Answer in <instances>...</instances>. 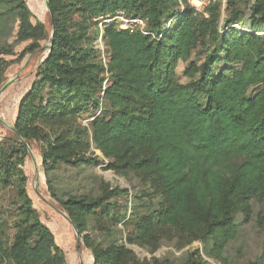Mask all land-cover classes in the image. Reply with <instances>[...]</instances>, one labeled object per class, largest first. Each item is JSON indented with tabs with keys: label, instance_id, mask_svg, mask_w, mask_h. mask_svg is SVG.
Instances as JSON below:
<instances>
[{
	"label": "trees",
	"instance_id": "trees-1",
	"mask_svg": "<svg viewBox=\"0 0 264 264\" xmlns=\"http://www.w3.org/2000/svg\"><path fill=\"white\" fill-rule=\"evenodd\" d=\"M179 1L48 0L53 45L19 103L14 127L25 141L42 143L46 175L50 160L88 163L93 145L113 159L112 165L146 177L162 193L164 205L141 218V237L169 226L194 239L212 240L221 251L237 233L236 210L264 194V38L232 27L243 12L238 4L247 0H226L229 32L224 33L219 30L220 2H210L199 14L188 5L180 13ZM0 5L12 6L18 15L19 40L45 39V26L32 22L25 0H0ZM118 12L148 17L151 29L162 37L153 40L104 23L107 49L102 63L87 32L97 19ZM250 18L252 30L264 27V0H254ZM208 43L212 48L204 61L187 70L197 78L179 82L178 63ZM8 53L0 46V54ZM221 60L240 68L232 75L217 73ZM255 87L259 89L249 94ZM101 97L109 108L81 126V110L98 106ZM18 145L0 147L8 166L0 170V182H14L22 203L8 255L13 264H65L64 251L26 191L27 148L23 142ZM48 188L80 233L105 197L125 190L117 187L89 199L58 198L50 182ZM2 224L0 211V230ZM84 240L94 264H160L141 260L125 245L102 247L89 235Z\"/></svg>",
	"mask_w": 264,
	"mask_h": 264
},
{
	"label": "rangeland",
	"instance_id": "rangeland-1",
	"mask_svg": "<svg viewBox=\"0 0 264 264\" xmlns=\"http://www.w3.org/2000/svg\"><path fill=\"white\" fill-rule=\"evenodd\" d=\"M214 1L221 3L219 30L221 33L229 32V28L225 26V19L229 14L226 0H183L185 7H192L199 14L206 12V6ZM25 2L32 13V22H41L46 33L45 39L40 41L33 38L19 40L18 15L12 6L0 5V46L10 51L8 54H0V88L16 76V79L0 92V147L4 150L16 149L18 142H22L11 127H14L21 99L36 80L39 65L49 52L41 48L50 42L53 28L47 0ZM253 2L254 0H247L238 4L243 12L232 27L240 32L254 31L264 38L262 25L252 30L250 17ZM177 8L179 9V6ZM77 23H80L79 18ZM87 37L92 40L91 44L98 52L99 61L104 63L107 48L104 41V25L101 27L100 19H97V24L89 27ZM33 44L38 46L27 51L26 48ZM208 44V48L199 45L187 60L178 63L176 74L179 82L188 83L197 78V73L190 77L187 70L192 65L198 66L204 61L209 48H212V44ZM239 68L240 64L230 67L223 60L215 66L217 73L224 72L227 75H232V71ZM258 89L259 87L250 89L249 94H254ZM202 102L205 103L204 98ZM107 108L109 104L101 97L98 106L90 105L81 110L78 115L79 124L87 127L90 120L101 116ZM27 144V155L24 159L26 191L40 219L52 230L57 244L64 251L65 264H94L93 251L84 240L86 235L102 247L112 244L125 245L134 250L141 260H157L160 264H264V194L248 199L244 206L236 210L234 219L238 227L237 233L221 251L216 249L212 240L194 239L193 234L169 226H158L148 237L143 238L137 232V224L143 216L160 210L164 205L162 193L154 188L146 177L136 171L112 165L113 159L105 157L93 145L88 152L91 158L88 163L73 165L60 160H50L46 175L42 143L32 139ZM7 167L0 149V170L4 171ZM36 169H39L40 174L38 186L41 196L34 190ZM48 182L58 198L84 195L94 199L104 197V193L113 188L125 190L105 197L103 205L88 216L85 231L80 233L61 212L66 213L64 207L52 196ZM16 192L14 182H0V211L3 221L0 230L3 243L0 264H13L8 250L14 242L22 205ZM128 238H132L134 243H129Z\"/></svg>",
	"mask_w": 264,
	"mask_h": 264
},
{
	"label": "built area",
	"instance_id": "built-area-1",
	"mask_svg": "<svg viewBox=\"0 0 264 264\" xmlns=\"http://www.w3.org/2000/svg\"><path fill=\"white\" fill-rule=\"evenodd\" d=\"M202 3V2H201ZM184 2L183 0L179 1V12L182 13L184 11ZM102 21L100 22L101 27L104 23L113 24L116 29L124 30L134 33H139L144 36H149L153 40L160 39L162 34H158L154 30L151 29L149 24V18L144 16L137 15H129L124 12H118L114 15H107L105 17H101ZM173 21H169L167 26L169 27ZM103 31V28H101Z\"/></svg>",
	"mask_w": 264,
	"mask_h": 264
},
{
	"label": "water",
	"instance_id": "water-1",
	"mask_svg": "<svg viewBox=\"0 0 264 264\" xmlns=\"http://www.w3.org/2000/svg\"><path fill=\"white\" fill-rule=\"evenodd\" d=\"M47 7H48V9L50 10L48 0H47ZM53 35H54V29L52 28L51 40H50V42H49L47 45L43 46V47L41 48V50L49 51V50L51 49V47H52V45H53V40H52ZM15 79H16V76L13 77V78H11L8 82H6V83L0 88V92H1V91H2V90H3V89H4L9 83L13 82ZM11 128H12V130L18 135V133H17L15 127H11ZM20 138H21V141H22L24 144H26V145L28 146L27 142H26L22 137H20ZM29 150H30V149H29ZM39 179H40L39 169H36V175H35V178H34V190H35V192H36L37 194H39V195L41 196V193H40V191H39V186H38V181H39ZM61 212L66 216V218H67L68 220H70L69 216H68L64 211H61ZM70 222H71V221H70Z\"/></svg>",
	"mask_w": 264,
	"mask_h": 264
}]
</instances>
